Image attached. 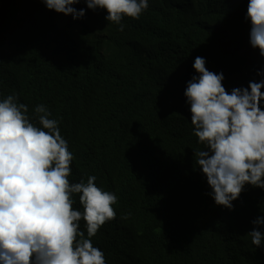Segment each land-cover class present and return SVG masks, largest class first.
<instances>
[{"label":"trees","instance_id":"1","mask_svg":"<svg viewBox=\"0 0 264 264\" xmlns=\"http://www.w3.org/2000/svg\"><path fill=\"white\" fill-rule=\"evenodd\" d=\"M240 3L149 0L120 31L84 0L80 19L42 0H0V100L16 94L33 116L45 105L74 156L69 182L95 176L117 195L116 218L91 238L106 264H264L247 235L264 216V189L246 185L234 210L216 205L184 95L198 56L229 93L264 79ZM227 28L238 38L230 50L219 43ZM79 230L87 238L83 219Z\"/></svg>","mask_w":264,"mask_h":264},{"label":"clouds","instance_id":"2","mask_svg":"<svg viewBox=\"0 0 264 264\" xmlns=\"http://www.w3.org/2000/svg\"><path fill=\"white\" fill-rule=\"evenodd\" d=\"M57 13L83 18L81 0H42ZM92 10L106 9L105 19L124 30L122 19H139L149 0H84ZM250 21V44L258 75L264 77V0H242ZM236 41V42H235ZM226 50L238 38L230 28L220 34ZM262 62L263 65L258 64ZM184 95L192 113L194 135L205 147L195 150V165L202 169L218 206L234 210L246 185L264 189V79L234 87L229 93L219 74L196 57ZM43 105L34 116L18 95L0 100V264H106L105 254L91 240L106 222L116 218L117 195L102 190L89 176L70 183L74 159L59 121ZM73 194H80L83 211L74 210ZM264 211V210H262ZM124 219L127 216L123 217ZM86 222L87 238L79 230ZM251 243L264 246V216L252 221Z\"/></svg>","mask_w":264,"mask_h":264},{"label":"bare ground","instance_id":"3","mask_svg":"<svg viewBox=\"0 0 264 264\" xmlns=\"http://www.w3.org/2000/svg\"><path fill=\"white\" fill-rule=\"evenodd\" d=\"M23 60H24V59H23ZM25 60H26V59H25ZM25 60H24V61H25ZM25 62H26V61H25ZM25 62H24V63H25ZM17 63H18V62H17ZM17 63H16V64H17ZM22 63H23V61H22ZM23 66H24V65H23ZM24 67H25V66H24Z\"/></svg>","mask_w":264,"mask_h":264}]
</instances>
